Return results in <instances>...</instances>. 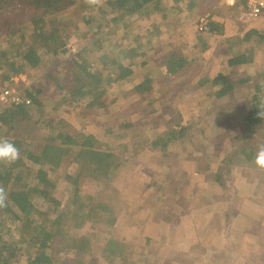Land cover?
Instances as JSON below:
<instances>
[{
  "label": "rangeland",
  "instance_id": "1",
  "mask_svg": "<svg viewBox=\"0 0 264 264\" xmlns=\"http://www.w3.org/2000/svg\"><path fill=\"white\" fill-rule=\"evenodd\" d=\"M102 2L96 1L98 5ZM194 3L197 5L198 0ZM161 5L165 10L174 6L172 15L165 10L155 13L154 5H149L147 10L122 22L111 37L105 35L108 52L130 44V55L145 49L148 54L137 62L129 61L135 73L128 81L100 89L98 99L108 101L110 106L97 114L99 118L85 120L81 111L64 107L49 110L51 117L66 119L72 128L92 134L100 141L107 135L117 142L118 129L114 134L109 131L131 125L121 142L128 146L124 167L111 178L112 193L121 208L111 234L123 244L125 258H103L105 236L100 234L93 262L264 264V146L260 133L256 136L245 133L240 121V116L255 103L264 102V89L258 87L264 76V45H258V38L264 36V18L241 26L237 17L221 16L228 21L226 39L252 34V41L237 46L234 53L249 56L254 50L257 53L250 65L236 70L237 78L252 77L253 82L242 85L236 95L219 100L214 96L215 88L205 82L217 74L232 75L225 38L202 34L199 20L202 12L190 9L188 0L183 4L163 0ZM64 14L57 31L69 47L75 50L74 45L94 40L77 4ZM172 16L186 22V26L180 29L177 22L172 23ZM215 18L220 19L219 15ZM160 42H171L175 50L173 44L181 45L187 66L177 76H165L161 66L166 55H155L161 50ZM65 53L66 50L54 57L51 53L45 59L43 73L52 72L48 69L55 67L53 75L59 77L63 72V66L59 65L67 58ZM64 81L69 79L65 77ZM146 81H149L147 88L136 92V87ZM178 125L190 127L187 141H177L166 150L161 147L155 150L153 143L169 139ZM221 133L248 138L262 155L259 167L238 168L232 176H226L222 160L230 152V143L213 138ZM210 138L215 139L214 149L209 147ZM219 174L223 175L221 181ZM174 178L177 182L169 193L161 192L164 182ZM73 191L64 184L59 187V195L66 199Z\"/></svg>",
  "mask_w": 264,
  "mask_h": 264
},
{
  "label": "trees",
  "instance_id": "2",
  "mask_svg": "<svg viewBox=\"0 0 264 264\" xmlns=\"http://www.w3.org/2000/svg\"><path fill=\"white\" fill-rule=\"evenodd\" d=\"M96 1L0 0V70L6 73L9 84L22 74L34 82L23 92L25 99L32 102L30 106L23 104L0 114V148L4 155L0 166V264H94L100 234L105 236L103 258H125L123 244L111 234L121 211L112 193L111 178L124 167L128 146L121 142L131 125L109 131L114 134L118 129L117 142L107 135L100 141L72 128L66 119L51 117L49 110L64 107L81 111L85 120L99 118L97 114L110 106L108 101L98 99L100 89L128 81L135 73L129 61L137 62L148 54L145 49L130 55V44L108 52L105 35L111 37L122 22L147 10L149 5H154L155 13L165 9L163 0H103L100 5ZM217 3L218 0H198L196 5L194 0H188V7L202 12V33L224 38L228 23L220 16L235 13H220ZM76 4L84 14L87 31L95 38L90 43L74 45L73 50L59 38L57 28L64 13ZM173 9L174 6L165 11L172 15ZM217 15L220 19L215 18ZM50 18L53 21L49 22ZM171 18L180 29L186 26L181 19ZM250 41L252 34L225 40L232 75L217 74L205 82L215 88L217 99L236 95L242 85L253 82L252 77L237 78L236 70L250 65L257 50L251 56L234 53L237 46ZM171 44L160 42L161 50L155 55H166L161 67L165 76L174 77L184 71L187 63L181 45L173 44L175 50ZM258 45H264V36L258 38ZM64 50L67 58L59 65L63 66L59 77L53 75L55 67L44 74L45 59ZM65 77L69 82L64 81ZM148 83L137 86L136 92H143ZM15 86L21 90V86ZM258 87L264 89V76ZM253 106L240 116V121L245 133H260L264 146V102ZM190 131V127L178 125L169 139H159L153 146L155 150H166L177 141L185 143ZM213 138L230 143V152L222 160L226 176H232L238 168L256 169L263 160L259 149L251 146L246 137L221 133ZM213 138L208 142L214 149ZM218 176L221 181L223 175ZM176 182L177 178L166 180L160 191L168 194ZM63 184L74 189L67 199L59 195ZM161 196L167 197L163 193Z\"/></svg>",
  "mask_w": 264,
  "mask_h": 264
},
{
  "label": "built area",
  "instance_id": "3",
  "mask_svg": "<svg viewBox=\"0 0 264 264\" xmlns=\"http://www.w3.org/2000/svg\"><path fill=\"white\" fill-rule=\"evenodd\" d=\"M176 4H183L185 0H172ZM217 10L231 11L238 13V22L242 26H248L257 20L264 18V0H218ZM6 73L0 70V114L7 109L19 107L23 104L30 106V99H25L24 91L33 87L31 80L22 74L9 84L6 80ZM21 86V90L17 86ZM4 160L0 148V166Z\"/></svg>",
  "mask_w": 264,
  "mask_h": 264
},
{
  "label": "crops",
  "instance_id": "4",
  "mask_svg": "<svg viewBox=\"0 0 264 264\" xmlns=\"http://www.w3.org/2000/svg\"><path fill=\"white\" fill-rule=\"evenodd\" d=\"M220 11V10H219ZM226 13V12H231V11H220V13ZM235 14L233 15V17H237V21H238V15H237V13L236 12H234ZM225 15V14H224ZM229 15V14H228ZM223 16V15H222ZM231 16V15H230ZM221 17V16H220ZM224 20H226V19H222L221 21H223L224 22ZM226 23H228V21L226 20ZM239 23V22H238ZM228 26V25H227ZM242 26V25H241ZM226 33V32H225ZM203 35H208V36H210V37H213L212 35H210V34H208V33H202ZM216 38V37H215ZM224 38H225V40H226V35L224 36ZM224 38H220V39H224ZM184 57V56H183Z\"/></svg>",
  "mask_w": 264,
  "mask_h": 264
}]
</instances>
